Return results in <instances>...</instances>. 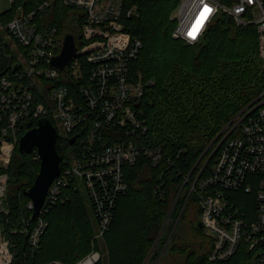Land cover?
I'll use <instances>...</instances> for the list:
<instances>
[{"label": "built area", "instance_id": "2783aa9c", "mask_svg": "<svg viewBox=\"0 0 264 264\" xmlns=\"http://www.w3.org/2000/svg\"><path fill=\"white\" fill-rule=\"evenodd\" d=\"M51 1L45 0L38 11ZM63 2L84 21L83 45L77 46L78 57L64 70L53 66L64 37L56 27L40 30L37 11L25 12L20 6L14 19H0V51L11 58L9 69L0 71V264H26L29 255L41 250L49 228L47 215L70 199L71 189L85 195L97 225L94 240L103 239L120 198L129 192L126 168L141 158L152 167L164 160V145L150 137L145 112L139 107L154 83L132 70L144 43L128 33L123 22L138 16V7L130 6L129 0ZM221 13L238 27L257 26L264 59V0L224 4L221 0H179L171 16L177 23L173 38L196 45ZM61 81H71L75 87L61 85ZM42 119L50 120L61 137L74 139L73 145L78 142L80 146H68L72 151L63 156L60 176L49 187L35 220L29 199L26 216L14 229L18 239H13L1 221L10 213L12 169L21 139L38 128ZM33 153L41 163L37 149ZM185 185L190 189L184 208L195 195L202 213L200 223L213 240L209 261L226 262L242 250L255 263L264 264V91L216 136ZM162 186H155L159 197L166 193ZM23 246L28 250L22 256ZM101 257L93 249L79 261L50 264H97Z\"/></svg>", "mask_w": 264, "mask_h": 264}, {"label": "trees", "instance_id": "16d2710c", "mask_svg": "<svg viewBox=\"0 0 264 264\" xmlns=\"http://www.w3.org/2000/svg\"><path fill=\"white\" fill-rule=\"evenodd\" d=\"M44 1L13 0L0 19H14L23 6L25 12L37 11L35 21L40 30L56 27L61 37L74 35L77 46H82L84 21L79 13L65 6L63 0H52L49 7L38 11ZM178 2L129 0L130 6L138 7V16L123 21L125 30L144 43L132 70L154 83L139 107L145 112L150 137L164 145V160L152 167L141 158L126 168L129 192L120 198L102 242L94 240L97 225L85 195L71 189L70 199L50 210L42 248L29 255L26 264L73 263L92 249L101 252L97 264H155L169 240L171 251L187 255L186 264H251V256L242 250L226 262L209 261L213 240L199 228L202 213L195 195L184 208L190 189L184 183L216 136L264 91V59L259 52L257 26L238 27L230 16L221 13L203 39L189 45L173 38L177 23L171 16ZM59 84L75 87L71 81ZM77 146L75 142L72 148ZM35 157V153L18 152L14 161L10 213L1 219L13 239H18L14 229L26 216L29 198L24 192L33 186L40 171ZM162 183L166 193L159 197L155 186ZM21 241L25 243L24 238ZM27 250L20 247L21 255Z\"/></svg>", "mask_w": 264, "mask_h": 264}, {"label": "water", "instance_id": "95a60500", "mask_svg": "<svg viewBox=\"0 0 264 264\" xmlns=\"http://www.w3.org/2000/svg\"><path fill=\"white\" fill-rule=\"evenodd\" d=\"M77 57L76 38L74 35L68 34L64 37L62 52L54 59L53 66L64 70ZM10 64L11 58L5 56L4 50L0 51L1 73L7 71ZM74 141V139L65 140L61 137L48 119H42L38 128L29 131L21 139L19 152L31 154L37 149L41 160L40 171L33 186L24 192V195L34 204V220L40 215L49 187L60 176L64 150L61 143L66 142L67 146H71ZM16 169L18 170L19 167ZM199 228H204L202 223L199 224Z\"/></svg>", "mask_w": 264, "mask_h": 264}, {"label": "rangeland", "instance_id": "374dc122", "mask_svg": "<svg viewBox=\"0 0 264 264\" xmlns=\"http://www.w3.org/2000/svg\"><path fill=\"white\" fill-rule=\"evenodd\" d=\"M222 3L224 4L226 2H224L222 0ZM11 7H12V0H0V14L9 10ZM15 55L17 56L16 50H15ZM62 146L65 147L64 154H68V152L72 151V148L68 147L65 143H63ZM27 155H30V154H27ZM87 204H88L89 212L92 215V219H93V214H92V210L90 209L89 202H87ZM167 223L168 222L166 221L165 227L168 228L169 226H167ZM176 226H175V228H176ZM169 241H168L164 251L162 252L161 256L159 257V259L156 261L155 264H186L187 259H188L187 255H182L180 253L171 251L170 247L168 248V246L170 245ZM100 242H102V240H100ZM166 248H167V250H166ZM96 250H98V249H96ZM98 251L100 252V250H98ZM104 251L105 250L103 249V251H102L103 252V260L106 259V253ZM58 262H63V261H58ZM250 263L253 264L255 262H254V260L251 259Z\"/></svg>", "mask_w": 264, "mask_h": 264}]
</instances>
